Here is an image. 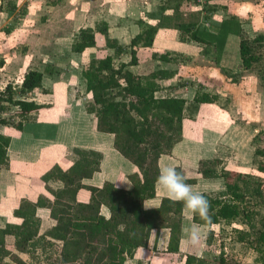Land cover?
<instances>
[{"label": "crops", "instance_id": "obj_1", "mask_svg": "<svg viewBox=\"0 0 264 264\" xmlns=\"http://www.w3.org/2000/svg\"><path fill=\"white\" fill-rule=\"evenodd\" d=\"M65 1L61 0L56 8L61 9ZM38 2L29 1L26 18H30ZM75 2V16L71 20L69 18L75 30L71 35L73 39L65 47L61 43L52 44L53 48H64L68 54L62 55L59 53L60 49L57 50V54L43 52L44 61L39 65L40 68H37L43 72L47 66L53 67L54 73L44 74L42 81L43 89L48 94L41 91L31 94V99L37 104H46L50 107L30 114L22 131L0 126V134L11 138L8 148L9 168L0 171V227L5 224L19 226L22 223L21 219L13 215L22 199L36 201L39 196L52 199L42 177L54 166L64 171L68 170L76 159L74 149L102 154L100 171L91 179L83 181L86 186L102 188L108 182L118 189L129 190L132 184L128 177L138 173L137 167L115 150L114 136L98 132L94 115L87 113L86 106L91 100V95L86 92L81 71L90 60L104 59L113 55L114 51L106 47L105 37L96 33L94 48L87 49L82 54L73 53L71 47L80 29H95L105 23L109 39L116 40L119 46L127 50L116 59L118 64L129 61L128 49L131 40L143 31L144 25H154L162 17L172 16L176 7L183 15L185 25L195 19L194 21L198 22L194 30L216 33L224 21L233 18L239 23L240 32L243 28L242 22L246 19H250L254 27L258 5L249 4L245 0H75ZM1 4L4 2L0 0ZM15 6V9H9V13L20 9L18 3ZM3 14L5 13H0ZM180 35L178 27L160 28L152 47L136 49L138 64L129 67L133 74L140 76L162 73L160 79L156 80L160 87L155 95L157 99L174 98L186 102L180 142L174 146L172 153L160 156L159 170L165 166H173L183 174L185 180L189 181L194 178L200 160L218 159L228 161L222 170L245 174L238 166L244 159V128L236 124L232 117H229L230 114L225 107L218 103L222 102L221 96L225 93L221 86L225 85L226 79L230 80L228 77L230 72L223 68V64L237 58V42L239 40L240 43V37L229 34L222 52L218 53L214 46L208 47L206 44L190 41L187 35L181 40ZM161 56H167V60H161ZM3 57L4 66L0 73L13 64L9 57L6 58V55ZM30 64L27 63L26 66L30 67ZM9 72L11 76L14 74L11 73V69ZM25 73L17 86L21 85ZM208 83L216 87V90L210 93L207 89ZM3 89L0 87V91ZM208 94L210 98L213 96V101L206 102L205 99L199 103L195 117L190 119L195 99L198 97L200 100ZM251 138L248 137V143L253 140ZM191 185L194 191L200 193L225 190L224 180L221 178H200L197 184ZM75 197L78 202L86 203L90 199V192L81 189L76 192ZM162 198L169 197L157 183L155 198L146 201L145 208L157 207ZM101 214L109 218L107 206L101 207ZM36 217L40 219V235L50 239L48 233L56 224L50 219L49 211L39 208ZM182 217L181 233L175 248H170L172 237L170 229L164 228L158 236L152 232L148 246L138 249L134 257L125 264H185V258L189 255L204 260H208L212 255H220L223 249L218 239L220 232L215 231L217 225L209 228L216 234L215 245L205 244V233L208 230L205 227H200L199 241L192 243L188 238V229L196 224L192 222L190 211L184 210ZM218 226L222 228V225ZM52 241L58 245L62 244L53 238ZM8 243L10 245L8 249L14 251L12 236L8 237ZM18 255L23 260L27 259L26 255ZM218 258L216 257V260Z\"/></svg>", "mask_w": 264, "mask_h": 264}, {"label": "trees", "instance_id": "obj_2", "mask_svg": "<svg viewBox=\"0 0 264 264\" xmlns=\"http://www.w3.org/2000/svg\"><path fill=\"white\" fill-rule=\"evenodd\" d=\"M194 20L185 25L183 15L176 7L172 16L162 17L154 25H144L143 31L131 40L129 61L118 64L116 59L127 50L119 46L116 40L109 39L105 23L95 29L78 31L71 47L73 53L82 54L94 48L96 33L103 35L106 47L114 51L113 55L104 59L90 60L81 71L86 92L91 95L86 110L94 115L98 132L114 136L115 150L136 166L138 173L128 177L132 184L129 190L118 189L108 182L102 188L86 186L83 181L100 171L102 154L74 149L76 159L68 170L54 166L42 177L52 199L44 196H39L36 201L22 199L13 213L22 223L19 226L5 224L0 227V264H125L138 249L148 246L152 232L158 236L164 228H169L172 234L170 248L176 247L180 237V217L185 210L183 202L162 198L154 208H145L144 203L155 198L160 156L169 154L171 147L181 138L186 102L182 99L156 98L160 90L156 80L160 79L162 73L140 76L129 70V67L138 64L136 49L152 47L160 28L178 27L181 40L187 35L190 41L214 46L220 53L227 36L232 33L240 37L241 65L243 70L248 71L259 61L256 47L264 42L263 34L251 40L243 38L239 23L233 19L224 21L216 33L194 30L198 22ZM160 59L165 61L167 56ZM3 66L4 61L0 60V69ZM53 73L52 66H47L43 72L30 69L20 86L7 84L0 91V125L22 131L30 114L49 108L50 105L37 104L29 96L35 91L48 94L42 86L43 76ZM201 100L195 99L190 119L195 117L199 103L203 102ZM10 107L17 109L16 115L10 118L2 116ZM255 139L256 136L253 141ZM10 141L9 136L0 134V171L9 168ZM254 155L264 157V152L256 149ZM208 163H201V178H221L225 190L202 193L210 201L211 221L192 214V222L208 228L204 241L207 246H212L217 239L215 232L209 228L239 221L248 231H236L238 240H253L256 261L264 264V230L256 228L254 219L257 212L250 202L251 199H255L256 203L262 201L264 207V182L249 174L206 168ZM257 170L264 174V163H258ZM81 189L90 192V199L86 203L76 200L75 194ZM103 205L109 209V218L101 214ZM39 208L47 209L50 219L56 224L48 233L50 239L40 235V219L36 217ZM10 236L13 237L14 251L8 249ZM52 238L62 244L58 245ZM18 254L26 255L27 259L23 260ZM185 264L207 263L204 259L189 255L185 258Z\"/></svg>", "mask_w": 264, "mask_h": 264}, {"label": "rangeland", "instance_id": "obj_3", "mask_svg": "<svg viewBox=\"0 0 264 264\" xmlns=\"http://www.w3.org/2000/svg\"><path fill=\"white\" fill-rule=\"evenodd\" d=\"M29 1L30 0H1L4 4L0 5V13L4 12L5 14L0 15V56H2L0 60L4 58L3 55H6V58L9 57L13 63L7 66L5 71L0 73V87L2 89L4 85L7 84L18 87L17 84L26 71L32 68H40L39 65L44 61L42 56L43 52L57 54V50L60 49L59 53L62 55L68 54V51L66 52L64 48H53L52 44L55 43L59 45V43H61L64 47L66 45L68 46V43L73 39L71 35L75 33L74 28L71 26V21H69V18L71 20V18L75 16V0H66L65 5H63L61 9L56 8L61 0H37L39 1L37 7L30 15V18H26ZM245 2L253 5L258 4L256 7L257 14L254 20V27L250 23V19H246L242 22L243 28L240 35L243 38L251 40L259 34L264 35V2L259 3L258 0H245ZM16 3L20 5V9L9 13V9H12ZM238 44L239 40L237 42V58L235 60L231 59L230 63L223 64V68L230 72V76H228L230 80L225 78V85L221 86L225 93L221 96L222 102L218 103H220L223 108L225 107L230 114L229 117H232L236 124L244 128V159L239 162L238 166L241 167L243 173L252 175L264 182V174L257 170V164L264 163V157H256L254 155L256 149L264 152V42L262 46L256 47V53L260 58L259 61L248 71L242 69ZM27 63H31L30 67L26 66ZM9 69H11V73H14L12 76L10 75ZM207 87L210 93L216 90V87L211 84H209V86L207 85ZM212 97L210 98L209 94L208 96L204 95L202 101L206 99V102H212ZM29 98H32V96L30 95ZM16 111L17 109L15 107H10L2 116L7 118L13 117L16 115ZM255 136V141L252 140L248 143V137L251 138ZM178 142H180V140ZM175 145L171 147L169 153H172ZM202 161L209 162L206 168L213 167L218 171L224 169L228 163V161H220L218 159L200 160L194 178L189 181L186 180L187 183H198L201 178L199 171ZM250 202L252 204V206H250L257 212L256 218L254 219L255 226L258 229L264 230L263 202L257 201L256 203L255 199H251ZM182 218L181 215L180 233ZM242 230L248 231L247 227L239 221L223 224L222 228L218 225L215 226V231H218V233L220 232L218 234V239L219 244L222 245L223 251L220 255H212L206 260L207 263L260 264L256 261L257 254L252 248L253 240L247 239L245 242H240L238 240L239 236L236 231ZM216 257H219L218 260H216Z\"/></svg>", "mask_w": 264, "mask_h": 264}, {"label": "clouds", "instance_id": "obj_4", "mask_svg": "<svg viewBox=\"0 0 264 264\" xmlns=\"http://www.w3.org/2000/svg\"><path fill=\"white\" fill-rule=\"evenodd\" d=\"M157 183L174 201H182L185 210L198 215L206 221H211L210 201L205 195L193 190V185L186 182L183 174L173 166H165L157 177ZM190 242L196 243L200 239V226L193 225L188 229Z\"/></svg>", "mask_w": 264, "mask_h": 264}]
</instances>
